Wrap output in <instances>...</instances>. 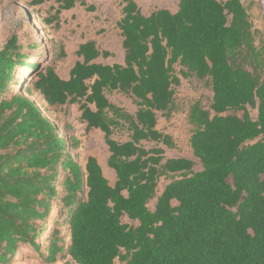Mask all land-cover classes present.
Instances as JSON below:
<instances>
[{"label": "trees", "instance_id": "16d2710c", "mask_svg": "<svg viewBox=\"0 0 264 264\" xmlns=\"http://www.w3.org/2000/svg\"><path fill=\"white\" fill-rule=\"evenodd\" d=\"M56 2L49 22L77 4L97 9L85 0ZM117 24L124 64L98 62L111 52L90 39L79 45L66 79L55 62L29 63L17 36L0 47V264H11L23 247L47 262L68 255L78 264H264V42L257 44L247 6L180 0L175 12L144 14L124 0ZM53 53L56 60L66 55ZM24 67L26 86L16 78ZM181 76L209 79L213 91L209 108L197 101L189 113L199 170L190 158L165 155L164 146L176 144L158 128L159 114L175 109ZM33 90L49 106L79 104L86 129L104 133L113 185L95 156L84 166L76 160L71 150L80 141L67 128L60 133L30 98ZM106 90L132 97L136 111L111 102ZM249 107L258 109L257 119ZM123 125L129 139L119 141L114 129ZM170 173L178 177L150 209Z\"/></svg>", "mask_w": 264, "mask_h": 264}, {"label": "rangeland", "instance_id": "374dc122", "mask_svg": "<svg viewBox=\"0 0 264 264\" xmlns=\"http://www.w3.org/2000/svg\"><path fill=\"white\" fill-rule=\"evenodd\" d=\"M88 4L96 5L95 11L87 10L86 5L77 4L70 10H63L58 21L49 22L48 19L55 13L58 6L56 0H45L44 3L34 5L32 0H0V47H2L12 36L18 37V44L23 46V52L29 56V63L38 62L41 66L48 62L56 63V71L62 78H69L70 71L75 62L79 59L76 51L80 44L93 39L101 50H108L111 55L100 56L97 61L105 64H124L125 52L122 46L123 36L118 21L122 17L124 0H85ZM144 14H150L159 8H167L175 12L178 10L180 0H135ZM247 6L255 28L258 29V43L264 42V0H242ZM36 47H33V45ZM64 50L66 55L57 59L53 52ZM180 66H176V73H179ZM23 69L16 71L17 80L22 81L26 86L29 77ZM14 90L20 85H11ZM175 109L170 117L159 114L158 128L170 134L175 142V147L164 146L167 157H187L195 161V170L201 169L200 160L194 155L190 145V137L193 125L189 121L191 106L200 101L203 106L209 108L213 91L209 79H199L196 76L184 78L181 76V83L174 86ZM108 99L134 113L137 109L133 98L117 90H106ZM44 114L50 118L58 127L61 134L65 128L67 134L78 138V146L71 150L76 155V160L85 165L89 156H95L102 166L105 176L110 184L116 181V174L108 165L110 156L109 148L105 142L104 133L97 128L86 129V123L82 121L79 104H65L49 106L42 96L32 91L29 95ZM93 106V105H92ZM251 116L258 117V109L249 107ZM237 114L241 115L242 111ZM113 137L119 141L129 139V131L125 125L114 129ZM146 146H151L146 143ZM178 175L170 173L160 178L156 195L148 203L150 209H154L158 196L165 186L177 178ZM232 182L233 178L230 177ZM61 189V188H60ZM85 187V193L87 192ZM56 207V203H53ZM56 209V208H55ZM123 221L129 224H137L138 221L131 220L128 216ZM47 230L52 226V221L47 220ZM65 230V226L59 225ZM68 241V238L66 239ZM38 242L46 244L45 237L38 239ZM117 264H125L120 259ZM11 264H78L66 255L55 261L47 262L32 247L21 248Z\"/></svg>", "mask_w": 264, "mask_h": 264}, {"label": "bare ground", "instance_id": "6f19581e", "mask_svg": "<svg viewBox=\"0 0 264 264\" xmlns=\"http://www.w3.org/2000/svg\"><path fill=\"white\" fill-rule=\"evenodd\" d=\"M23 70H24V72H25V71L27 72V68H26V67H24Z\"/></svg>", "mask_w": 264, "mask_h": 264}]
</instances>
